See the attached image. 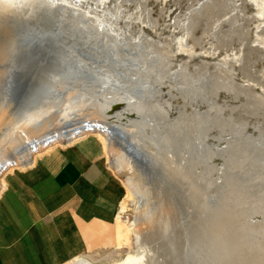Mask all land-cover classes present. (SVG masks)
Here are the masks:
<instances>
[{"label":"rangeland","instance_id":"obj_1","mask_svg":"<svg viewBox=\"0 0 264 264\" xmlns=\"http://www.w3.org/2000/svg\"><path fill=\"white\" fill-rule=\"evenodd\" d=\"M105 8H107V10ZM40 10L41 12H38ZM53 12L55 13V15L53 14ZM20 13L21 14L19 18L21 20L19 18L18 19L21 22L19 21V23L29 24L30 27L33 26L35 28H38V25L43 24V26L49 29L52 32V34L63 36L70 40V41L68 40L69 43L67 42V40H65V43H62L61 45H57V47H55L54 45L48 46L50 52L43 54L40 57H37V59L38 60L40 59V60L38 61L36 59L35 63H33L32 65L27 64V67L29 69L27 68L26 69L27 71L24 73V75H22V81L25 80L23 82L29 84V82L34 80V76L32 75L31 72H33L34 69L38 70L37 68L38 62H40L41 65L43 63L44 67H47L48 65H53L54 59H55V53L53 51H55L57 48H60V50L63 48L64 51H67V49L68 51L72 49L73 54L76 56V59H78L77 63L80 66L70 71H74L75 79L79 81L77 83L81 85L82 87H84L86 92H90V94H107V93L124 92L125 90H130L132 93L139 96L140 99H142V97L143 98L146 97V95H149L150 99H153L155 98L154 97L155 94L157 96H160L161 93L164 92V95L169 96V98L171 99L173 97L176 99V101L178 98L180 99L182 98L181 100H184L178 104V106L180 107L179 112L185 110L184 112L187 114L197 113L199 115L197 116V118H199L200 115L201 117L203 116V119L201 117H200L201 119L199 118L200 120L198 119L199 122L201 123V126H200L201 130L199 128L197 135L194 134L191 130L192 126L190 123V119L186 120L184 124L185 127L183 128L184 135H182L181 138H182V141L186 139L188 140L182 142L184 146H182L183 144L179 146L180 151L176 150L178 156L180 155L179 159L180 158L182 159L180 160V162L182 161L181 163L183 165L182 164L181 165L185 168V171L187 167H189L187 169L188 171H186L187 172L186 174L190 175L191 171L194 174L195 173L197 174V172L199 171L198 177L199 178L201 177V178L199 179L197 177L198 182L196 183V187H195V189L197 188L195 190L197 193L194 192L195 195L198 194L199 196L198 199L195 198L197 195L195 196L193 195V193H190V189L188 185H187L188 188H186V186L184 188L181 186L183 189L181 190V187H180L181 184L176 183L175 181L167 178L166 176H164L165 174L163 172L158 173L157 170H155V168H153L150 164L143 162L142 160L143 144L141 143L142 141H141L140 135L134 136L132 140L129 141L130 144L133 146V149H128L127 144L124 142L119 143L118 146L121 149L122 156L125 159L130 160V162L132 163L134 167L136 166V169L138 170V174H141L142 176L144 185L148 189L151 190L154 201L156 203L163 204V207L165 209V217H166L168 224L170 225V230H171V231L169 230V232L167 233L169 235L168 241L170 244V249L168 251V254H170L171 257H178L183 262V264H201V263L203 264V262L206 263L208 260L211 261V262L208 261L207 262L208 264L209 263L211 264H223V263L245 264V262H247L246 259L248 260V258H249V261H248L249 264H258L259 261L264 258V253H263L264 250L261 251L262 254L261 252L260 253L258 252L259 251L258 249H257L258 250L257 252L253 250L256 246V243L254 244L253 242H257V245H258V242L260 243L262 240L263 241L261 243L264 242V238H262V236L264 235V226H263L264 222L262 223V221L264 220L263 219L264 213H262L264 212V204H263L264 202H262V199L264 198V192H263L264 186H262L263 189L261 187V190H260V186L264 185L263 183L264 182L263 180L264 170L261 169V167L264 168L263 166L264 164L262 163L264 162V127H263L264 117L262 116L264 115V112H263L264 110V106H263L264 105V0H32V3L28 4V6H24ZM66 15L68 17H66ZM75 17L76 19H78V22L77 20L75 21L73 20L75 19ZM36 19L37 21H34ZM65 20H67V22ZM29 21L32 23H30ZM69 21L71 24H69ZM74 22H76L77 24ZM63 23H66V24H63ZM63 25H66V26H63ZM63 33H65V35H63ZM72 36H73V40H72ZM194 39L197 40V44L195 41L193 42ZM193 43L195 44V46ZM64 45L65 47H63ZM187 47L189 49H187ZM185 50H187L185 52L186 54L184 53ZM179 51L180 53H178ZM194 53L195 54L198 53L200 55H197V54L195 55ZM160 55L161 57L165 56L166 58L171 57L172 60H170V58L166 59L165 57L163 58L164 59L163 60L160 57ZM186 55L188 56L185 57ZM194 56L197 59L193 58ZM189 57L192 59H190ZM184 59H187V61ZM198 59L200 61L202 60V62H200ZM22 60L23 59L20 58L17 61V65L20 66L21 64L22 66H25V64H23L24 60L23 61ZM179 61L181 63H179ZM184 61H185V64H184ZM194 62H197V64L199 63L198 67L196 63ZM201 63L204 64V67H202L203 64ZM176 64L178 67L176 66ZM191 64L192 65L194 64L193 67ZM179 65H180V68H179ZM194 66L196 67L197 70L196 69L194 70L195 68ZM182 67H185V68L183 69ZM186 68L188 71H186ZM229 68L230 70L231 69L235 70V71L231 70V72L233 73V76L231 75L232 73L230 72ZM29 70L30 71L32 70V71L28 72ZM175 71L176 73H174ZM179 71L180 72L182 71V72L179 73ZM183 71L186 72V74ZM155 73L158 75H155ZM178 73L179 75H177ZM167 74H169L170 76ZM181 74L184 77H181L182 76ZM192 74L196 76L194 77V75L192 76ZM202 74L203 76H201ZM164 75L165 77H167L165 78L167 81L164 79ZM168 77H170L172 80L169 79ZM193 77L195 79L198 78V80H196L197 82L196 81H193L194 83L192 82V80H194ZM245 77H247L248 79ZM25 78H27V81ZM160 78H162L166 83H164V81ZM174 78H175V81H173ZM215 79L217 80L215 81ZM159 80L160 82L162 80V82L160 83L161 85L159 84L160 89L163 88L162 90H167V91H163V92H161L162 90L160 91L159 85L157 84L159 83ZM170 80L173 81L172 83L177 81L176 87L178 88L180 86V88H178L179 90L176 91L177 88L176 87H175L176 89L174 88L175 83L172 84ZM198 81H199L200 87H199ZM209 81L211 82L209 83ZM228 82L229 83L231 82L232 84L230 83L231 85H228L229 84ZM251 82L255 85H253ZM195 83H197L198 86ZM225 83L227 87L225 86ZM211 84L213 85L211 86ZM168 85L173 86V88L170 87L172 91L169 88L167 89L164 88ZM214 86H218L221 89L218 87L216 88ZM223 86H224V89H223ZM239 86H240V89H242L241 91L239 89ZM182 87L183 88L185 87L186 91ZM194 87L195 88L197 87L196 88L197 90H195ZM215 88L217 91L215 90ZM229 88L230 89L232 88L233 90L232 89L230 90ZM168 89L170 90L169 92H168ZM182 89L184 93L181 91ZM155 90H158V91L155 92ZM225 90L226 92L230 91L231 93L229 92L230 94L229 93L227 94L225 93ZM152 91L155 94H153ZM180 91L181 93H183V97H181ZM237 91L238 92L240 91V92L238 93ZM185 92H189V93L191 92L190 93L191 95ZM234 92L236 93V95ZM239 94L241 96H239ZM177 96H180V97H177ZM211 96H213L212 97L213 99L211 98ZM186 98L190 100L187 101ZM208 98H210L211 102L209 101ZM248 100H250V102H248ZM185 101H187L186 104L188 105L185 104ZM194 101L198 103H195ZM16 102H18L17 98L14 99V103ZM261 103H263V105ZM196 104L198 105L196 106ZM212 104H214L215 106L212 107ZM242 104L244 106L246 105V107H244ZM248 104H250L251 106ZM191 105L192 107H190ZM185 106L186 107L189 106L190 108L188 107L186 111ZM255 106L258 107V109ZM195 107L198 109H196ZM199 107H200V110H199ZM214 107H215V112H213ZM209 108L211 109L209 110ZM242 108L245 109L246 111H244ZM259 108H261V111ZM194 110H196L195 113H194ZM206 110L211 111V113L214 114V117H213V114L208 113L209 111L207 112ZM258 110L263 113L261 114ZM197 111L203 112V113L199 114V112ZM243 111L245 112L244 115L242 114ZM205 112L208 114V117ZM197 114H195V116ZM239 114L241 115V117ZM242 115L244 117H242ZM260 115L261 117H259ZM237 116L241 118L239 119L241 123H238L239 120H237L238 118ZM206 117L209 120H207ZM261 118H263V120ZM204 120H207V121H204ZM213 120H214V124H211L213 123L212 122ZM2 122H5V120L3 119L1 120L0 118V124L3 125ZM204 122L205 124L207 122V126H204L205 125ZM208 124L210 125L211 128H209ZM187 125H190V126H187ZM203 126H204V129H202ZM205 127H208V128H205ZM185 128L187 131L185 130ZM187 128L190 130H188ZM190 133H193V135L191 134L193 137L196 135L194 137L195 140L194 138H192V136H190ZM186 135L189 137H187ZM155 137L159 139V136L156 135V133H155ZM91 139H95L96 141H98L104 148V144L101 140L95 137H91ZM210 139H214V141ZM209 140L211 142H209ZM186 144L188 145L189 150ZM208 144H210L211 146H209ZM181 146L184 148H181ZM193 146H195L194 151L192 149L194 148ZM242 147H246L245 148L246 150H243L244 148ZM241 149L245 151V153L241 151ZM247 150L249 153L247 152ZM184 151L186 152V154H184L185 153ZM189 151H191V154ZM206 151H207V154L205 153ZM237 151L239 152V154H237ZM213 152L216 154V157ZM193 153H195L196 156H194ZM251 153H253L254 155ZM211 154L212 155L214 154L215 159L214 157H212ZM181 155H184V156L181 157ZM186 155H189V156H186ZM192 156L195 157L196 159L198 157L199 160H202V159L203 160L200 161L199 163V160L198 159L196 160ZM239 156H242L243 158L248 157L249 159L248 158L244 159V162L246 161L244 163L243 158ZM209 157L211 158V160L208 159ZM185 158H187L186 159L187 162L189 158V163L192 162V164H194L195 161H198L196 162V164L198 163V165L196 164L192 165L190 163L192 165L191 167L190 165L187 164V162H186L187 165H185V161H186ZM191 158H193L194 160ZM251 158L252 160H254L255 164L253 162H251L252 164L249 162V161H252L250 160ZM258 158L259 160H257ZM231 159L235 161V163L231 162L232 161ZM205 160L208 161V164L207 162L205 163ZM107 161H108V158H107ZM239 162L240 163L242 162V164L240 165L241 169H240V166L237 167L240 164ZM260 162L262 165L259 164ZM246 163H250V166L249 164H246ZM136 164H139L138 167ZM205 164L208 166L209 169L205 168L207 167ZM234 164H236L237 166ZM253 164L254 166L256 165L254 167L255 169L253 168ZM258 164L259 166L261 165V167H258ZM231 165H233V167L235 166L236 168L234 167L232 169ZM243 165L244 166L246 165V168H243L244 167ZM108 166L111 172L122 181L124 190L126 191V195H125L123 202H125L127 205V211L121 216L120 219H117V227L119 225H123L125 227H131L134 221L137 219L138 211L141 206V198L131 188H129V186L126 185L125 175H117L115 171L112 170L109 161H108ZM213 166H215L214 167L215 169L212 168ZM257 167L261 169L259 173H258L259 169L257 170ZM200 168H202V170ZM205 169H208L206 170L207 173L204 172ZM250 169L252 170L251 172H250ZM230 170H232L233 172ZM234 170L235 171L237 170L236 171L237 173ZM247 170L250 173H248ZM255 170L257 173L255 172ZM209 171L210 173L212 171V173L210 174ZM192 172L191 174L193 175ZM200 172L203 173V175ZM245 172H247L249 176ZM253 172L256 175H252ZM204 175L205 176L207 175L208 177L206 176L205 178ZM257 176L259 177L257 178ZM209 177H211L213 180L211 178L209 179ZM234 177H236L235 181H234ZM243 177H246V178H243ZM202 178L203 180L201 181ZM242 178L244 179V181L242 180ZM256 178L258 180H256ZM259 178H261V180ZM207 179H209L208 180L209 184L208 182H206ZM254 179L257 185L254 184ZM240 180H242L243 183L242 181L240 182ZM238 181H239V184L241 185L246 186L248 184L246 186L247 188L243 186V189L245 188L248 190H245V189L243 190L241 188L242 186L238 184ZM200 182H203L204 185L203 183L201 184ZM258 183H259V187H258ZM228 184L231 186H228ZM193 185H194V182H193ZM178 186L180 187V189L178 188ZM199 186H202L200 190L198 188ZM235 186L236 188H234ZM237 186L239 190L241 189L240 191H238ZM248 186H250L252 190L249 189ZM253 187H255L256 190H259V192H257L255 188L253 189ZM184 190H185V193L187 194L183 193ZM203 190L205 193L204 196H202ZM227 190H228V193L226 192ZM231 191L234 196L230 193V196L228 197L229 192ZM250 191L251 192L253 191L252 192L253 195L251 194ZM199 192L200 193L202 192L201 193L202 195ZM246 192L247 193L250 192L251 194L250 197L253 196L252 198H254L255 196V198L252 200V198L247 197V195L249 194H245ZM254 192L256 194H254ZM235 193L238 196L240 194L241 195L239 197H236L237 195H235ZM242 194H244L243 196H246L247 198L246 197L244 198ZM261 194H263L262 195L263 197L261 196ZM188 195H191V196H188ZM205 196L209 200L206 199ZM260 196L262 197L261 200L259 199ZM190 197L192 198L190 199ZM201 197L202 199L204 197V199H206V202L208 204H206V202L205 203L203 202L202 204L199 201ZM225 197L227 199L230 197L232 199H234V197L236 198L233 202H232V199L227 200L228 202L227 203L226 199L224 200ZM242 198L244 202L247 201L246 202L247 205L246 204L244 205ZM223 201L224 203L226 202L225 203L226 206L224 205ZM238 201H242V203L241 202L237 203ZM255 201H257V203H255ZM229 202L230 203L232 202V204H230ZM248 202L249 203L253 202L252 204L255 203V205H252V204L248 205ZM199 203L202 205H199ZM234 203L236 204V206L233 205ZM205 204L208 207H206ZM256 204L259 206L262 204V206L259 207ZM237 205L241 209L237 208ZM199 206H201L202 208L201 210H199L200 209ZM246 206L248 207L250 206V207L245 208ZM258 207L261 209V211H259L261 212V215L257 211L259 209ZM228 208H229V212H227ZM196 209L198 210L195 211ZM235 209L238 210L236 211L237 213H239V210H240V213L241 211H245V212L248 211V214H250V217L251 216L253 217L250 218L248 214L245 215L246 213L244 212L243 214L242 212V214L240 213L238 214V216L241 215L239 217L240 219L242 218V220L239 219L238 221L239 217L236 216L237 213H234ZM250 209H253L251 210L253 213H251ZM120 210H121V207H120ZM231 210L233 212H231ZM219 212H220V216L218 215ZM195 213H198V214L196 215ZM222 213H223V216H222ZM225 214L226 216L227 215L228 216L226 217ZM229 214H231V216H229ZM257 214H259V217ZM213 215H215L216 217L214 218ZM242 215L244 216L245 219H243ZM210 216L211 217L213 216L212 217L213 220L211 219ZM224 216L226 217V220L227 218L228 220L230 219L229 220L230 222L228 220L227 222L225 218H223ZM209 217H210V220H209ZM217 217L220 218L221 220L218 219ZM233 217H236V218L238 217V218L236 220V218H233ZM231 218H233V220H231ZM191 219H193L195 223L193 222V220L191 221ZM247 219H249V222L248 223L246 222V227H245L244 225H245V221H248ZM195 220H198L200 222L203 221L202 222L203 224L200 222L198 224L196 223L197 221ZM215 220L216 222H214ZM219 221L221 224L219 223ZM191 222H193L194 224H192ZM206 222L208 223L206 224ZM259 222H260V225H258ZM190 223L192 224V226ZM217 224L218 226L220 225L222 228H220V226L219 227L216 226ZM223 224L224 226H222ZM232 224H234L235 229L234 227H232L233 226ZM236 224H238V226ZM242 224L244 225L242 226ZM193 225L195 226L200 225V226L193 228ZM209 225L211 228H213L210 230L212 233L214 232V234H212L210 230L208 229L210 228L208 227ZM247 225H251V227L253 226L252 228L255 230V233L257 232L258 234L256 233L255 235L254 232H250L252 231V229L250 226H247ZM256 225L258 226V228H260L261 231L256 227ZM225 226H227L225 228L226 230L223 229ZM190 227H192V229ZM200 227L202 229H200ZM206 228H207V231H206ZM218 228L220 229L217 231ZM238 228L240 229V231H238L239 230ZM188 229L190 230V232ZM242 229H244L245 231ZM204 230L207 233H205ZM191 231H194L196 234H194ZM200 231L202 232L200 233ZM223 231H225L224 233L227 232L228 235L226 236L225 234H223ZM242 231H243V235L241 234ZM244 232L246 233L249 232V233L246 234ZM190 235H192L194 238L197 236L195 238V241H196L195 244H193L194 239ZM220 235L222 239L220 238ZM241 235L242 237H240ZM257 235H261V236L259 237ZM243 236H244V239H242ZM247 236L250 238L248 239ZM251 236L255 240H253ZM256 236H257V239H256ZM234 237L236 238L238 242L235 241ZM217 238L222 240L225 243H222V241L220 242V240H218ZM190 239H191V242L189 241ZM247 240H250V242ZM198 241L199 242L201 241L200 242L201 245L199 244L200 248L198 247L199 248L198 251L201 250L199 251V254H198L200 257L196 254L195 249H194ZM206 241H207V246H209L208 248L206 245H204ZM239 241H242V242H239ZM217 242L219 243L217 244ZM233 242L236 245L240 243L238 246L239 248L243 246L244 251H242L243 248L242 249L237 248L238 246L234 245ZM229 243H232L233 245ZM247 244H248V247H246ZM230 245L233 246L232 249L229 248ZM249 245L252 248H249ZM253 245H254V248H253ZM222 246L224 250L222 249ZM205 247L207 248V251L205 250L206 249ZM138 248L139 247L137 245V241L135 237L131 236L120 249H117V247L115 246L112 248H108L106 251H101L100 253L87 255V257L93 259L98 264H112L113 262L123 260L128 254H136L138 252ZM218 249L220 250L219 252H222V251L224 252V254L223 252L220 253V255H222L221 257L220 255L217 257ZM211 250L213 251L210 252ZM229 250L236 251L235 253L234 251L232 252L237 256H235L233 253H230ZM190 252L192 253V255L189 254ZM203 252L206 254H203ZM238 253L241 256L238 255ZM245 253L246 254L250 253V254L246 256ZM202 255H204L203 256L204 260L201 257ZM231 255L233 256L232 259H231ZM243 255L244 257L246 256L245 259L243 258ZM258 255L260 256L261 259L258 257ZM192 257H195L196 259L194 260V258ZM219 257L222 260H220ZM257 257L259 259H257ZM205 259L207 260L205 261ZM238 259L242 262H240ZM255 259H257L258 261H256ZM250 260L251 262L253 260V262L251 263ZM218 261L220 263H217ZM263 262L264 260H262L259 264H264Z\"/></svg>","mask_w":264,"mask_h":264},{"label":"bare ground","instance_id":"obj_2","mask_svg":"<svg viewBox=\"0 0 264 264\" xmlns=\"http://www.w3.org/2000/svg\"><path fill=\"white\" fill-rule=\"evenodd\" d=\"M32 3V0H0V118L1 120H5V122H2V124H0V196L3 192V189L6 185V176L12 172H14L17 168H21V167H24L25 165H28L29 163H31L32 160L34 159H37V158H40L42 157L43 155H45L46 153L50 152L51 150L55 149V148H58V147H64V146H69V145H75L76 143H80V141L82 140H85V139H89L91 137H95V138H98L99 140H101L104 144V152H105V155L107 156L108 158V161L111 165V168L113 171H115V173L117 175H125L126 176V180H125V183L127 186H129V188H131L136 194L139 195V197L141 198V206L139 208V211H138V216H137V219L134 221V223L132 224L131 227H125L123 225H119L117 227V249H120L124 243L131 237V236H134L136 241H137V245H138V252L136 254H128L123 260H120V261H116V262H113L112 264H183V262L178 258V257H171L170 254H168V251L170 249V244H169V241H168V232L170 230V225L168 224L167 220H166V217H165V209L163 207V204L162 203H156L153 199V194L151 192L150 189H148L144 183H143V180H142V176L141 174H138V170L136 169V166L134 167L132 165V163L130 162V160L128 159H125L122 154H121V149L120 147L118 146L119 143H126L127 144V148L128 149H133V146L130 144L129 141L132 140V138L136 135H140L141 136V143L143 144V148H142V160L143 162H146L147 164H150L153 168H155V170H157L158 173L160 172H163L167 178L175 181L176 183H179L181 184L180 187L182 186L183 188L187 185L189 186V189H190V193H193L196 192L195 190V187H196V183L198 182L197 179L199 178L198 177V172L197 174L193 173L191 170V172L193 173V175L191 174L190 172V175L186 174L188 171L187 169L189 167H187L186 171H185V168L182 166L183 164L180 162V160H182L181 158L179 159V156L177 154V151H180V145L183 144L182 142L184 141H187L188 139L186 140H183L182 141V135L183 134V128L185 127V122L186 120H189L190 119V123H191V130L194 134L197 135V132L200 128L201 130V123L199 122V120L202 118L203 119V116L201 117L200 115V119L197 118V116H199L196 112V110H194V113L197 114L195 116V114L193 113H190V114H187L183 111L179 112V109L180 107L178 106L179 103H181L182 101L184 100H181L180 98L176 99L172 97V100L171 98H169V96H165L164 95V92L163 91H167V90H162L160 89V83L162 82V79L161 82L159 80V83H157L159 85V89L161 92V95L160 96H157L153 91V94L155 98L153 99H150L149 95H146V97H142V99L139 98V96L135 95L134 93H132L130 90H125L124 92H115V93H107V94H90V92H86L84 87H82L81 85H79L77 82H79L78 80L75 79V74H74V71H70V70H74V68L80 66L78 65V59H76V56L73 54V51L72 49H70L68 51H64L63 48L60 50V48H57L55 51H53L55 53V59H54V63L53 65H48L47 67H44L43 66V63L42 65L40 64V62H38V70L34 69L33 72H31L30 70L28 72H31L32 75L34 76V80H32L31 82H29V84L23 82L25 80L22 81V75H24V73L27 71L26 69L28 68L27 67V64H33L35 63V60L37 59V57H40L41 55L43 54H46L49 51V47L50 45H54L55 47H57V45H61L62 43H65V40H67L68 42V38L66 37H63V36H59V35H56V34H52V32L47 29L45 26L42 25H38V28H35V27H30L29 24H23V23H19V21L21 20L19 18L20 16V12L22 10V8L24 6H28V4H31ZM105 3V2H104ZM103 4V3H102ZM101 4V5H102ZM43 8V7H42ZM39 9V8H38ZM107 10V8H105ZM26 12V11H25ZM28 12V11H27ZM38 12H41L38 11ZM44 13V12H43ZM23 14V13H22ZM25 14V13H24ZM53 14L55 15V13L53 12ZM50 16V15H49ZM138 16V15H137ZM32 17V16H31ZM29 17V18H31ZM63 17V16H62ZM66 17H68L66 15ZM20 20H19V19ZM59 18V17H58ZM27 19V18H26ZM34 19V18H33ZM56 19V17H55ZM65 19V18H64ZM69 19V18H68ZM50 20V19H49ZM70 20V19H69ZM74 21L77 20L78 22V19H73ZM31 21V19H30ZM29 21V22H30ZM34 21H37L34 20ZM33 21V22H34ZM64 21V20H62ZM67 22V20H65ZM21 22V21H20ZM58 22V21H57ZM61 22V21H60ZM140 22V21H139ZM28 23V22H27ZM32 23V22H30ZM40 23V22H39ZM50 23V22H49ZM55 23V22H54ZM76 23V22H74ZM63 24H66V23H63ZM69 24L70 21H69ZM68 24V25H69ZM77 24V23H76ZM36 25V23H35ZM34 25V26H35ZM60 25V24H59ZM67 25V26H68ZM63 26H66V25H63ZM62 26V27H63ZM77 26V25H76ZM75 26V28H76ZM56 27V26H55ZM58 27V26H57ZM54 28V27H53ZM65 28V27H64ZM66 29V28H65ZM68 29V28H67ZM71 29V28H70ZM69 29V30H70ZM64 31V30H63ZM68 31V30H67ZM74 31V30H73ZM72 31V32H73ZM55 32V31H54ZM66 32V31H65ZM67 33V32H66ZM74 33V32H73ZM61 35V34H60ZM63 35H65V33H63ZM71 35V33H70ZM76 35V34H74ZM68 37V35H67ZM70 37V36H69ZM72 40H73V36H72ZM166 40V39H165ZM70 41V40H69ZM164 41V40H163ZM196 42L197 44V40H193V42ZM66 42V43H67ZM166 42V41H165ZM69 43V42H68ZM161 43V42H160ZM171 43V42H169ZM155 44V43H154ZM153 44V45H154ZM194 44V43H193ZM157 45V44H156ZM160 45V44H159ZM163 45V44H162ZM176 45V44H175ZM188 45V44H187ZM158 46V45H157ZM164 46V45H163ZM172 46V45H171ZM195 46V44H194ZM65 47V45L63 46ZM156 47V46H154ZM162 47V46H161ZM196 48V47H194ZM198 48V47H197ZM154 49V48H153ZM159 49V48H158ZM164 49V48H163ZM187 49H189L187 47ZM191 49V48H190ZM193 49V48H192ZM196 50V49H195ZM154 51V50H153ZM187 50L184 51V53L186 52ZM193 51V50H192ZM197 51V50H196ZM170 53V52H169ZM180 53V51L178 52ZM183 53V54H184ZM186 54V53H185ZM190 54V53H189ZM195 54V53H194ZM197 55H200L198 53H196ZM195 54V55H196ZM165 55V54H164ZM75 56V58H74ZM158 56V54H157ZM188 55H186L185 57H187ZM44 57V56H43ZM161 57V55H160ZM165 57V56H164ZM164 57H161L162 59ZM192 57V56H190ZM189 57V58H190ZM22 58L24 60V63L25 66H22L20 64L17 65V61ZM160 58V59H161ZM166 58V57H165ZM168 59L171 57H167ZM166 58V59H167ZM182 58V57H181ZM180 58V59H181ZM195 59H197L195 56L193 57ZM44 59V58H42ZM174 59V58H173ZM178 59V58H177ZM192 59V58H190ZM189 59V60H190ZM22 60V61H23ZM38 60V59H37ZM40 60V59H39ZM38 60V61H39ZM164 60V59H163ZM187 61V59H184ZM188 60V61H189ZM199 60V59H198ZM197 60V61H198ZM21 61V60H20ZM42 61V60H41ZM175 61V60H174ZM200 61V60H199ZM206 61V60H205ZM166 62V61H165ZM190 62V61H189ZM202 62V60L200 61ZM20 63V62H19ZM37 63V62H36ZM168 63V62H167ZM172 63V62H171ZM174 63V62H173ZM179 63H181L179 61ZM188 63V62H186ZM191 63V62H190ZM196 63L197 67L199 65V63L197 64V62H194ZM166 64V63H165ZM164 64V66H165ZM170 64V62H169ZM175 64V63H174ZM184 64H185V61H184ZM203 64V63H201ZM163 65V64H162ZM192 65V64H191ZM190 65V66H191ZM194 65V64H193ZM192 65V67H193ZM29 66V65H28ZM42 66V67H41ZM163 66V67H164ZM173 66V65H172ZM177 66V64H176ZM30 67V66H29ZM33 67V66H31ZM178 67V66H177ZM176 67V69H177ZM195 67V66H194ZM204 67V64L203 66ZM207 67V66H206ZM231 67V66H230ZM35 68V67H34ZM179 68H180V65H179ZM183 69L185 67H182ZM188 68V67H187ZM186 68V71H188ZM208 68V67H207ZM29 69V68H28ZM170 69V68H169ZM172 69V68H171ZM175 69V67H174ZM173 69V70H174ZM196 69V67L194 68V70ZM228 69V68H227ZM192 70V69H191ZM197 70V69H196ZM230 70V68H229ZM233 71H235L234 69H231ZM230 70V72H231ZM185 71V70H184ZM183 71V72H184ZM155 72V71H154ZM173 72V71H172ZM182 72V71H181ZM179 71V73H181ZM192 72V71H191ZM198 72V71H196ZM227 72V71H226ZM77 73V72H75ZM160 73V72H159ZM176 73V71L174 72ZM179 73L177 75H179ZM186 74V72H184ZM183 73V75H184ZM189 73V72H187ZM207 73V72H206ZM232 73V72H231ZM230 73V74H231ZM235 73V72H234ZM28 74V73H27ZM74 74V75H73ZM161 74V73H160ZM163 74V73H162ZM195 74V73H194ZM192 74V76L194 75ZM199 74V73H198ZM208 74V73H207ZM155 75H158L155 73ZM154 75V77H155ZM169 75V74H167ZM182 75V74H181ZM181 76V77H184V76ZM227 75V74H226ZM233 76V73L231 74ZM27 76V75H26ZM170 76V75H169ZM172 76V75H171ZM191 76V75H190ZM189 76V77H190ZM196 75H194L195 77ZM203 76V74L201 75ZM159 77V76H157ZM193 77L194 80L193 81H196L198 80L195 79ZM213 77V76H212ZM216 77V76H215ZM167 78L165 77L164 75V79ZM169 79H171L170 77H168ZM173 78V77H172ZM230 78V77H229ZM247 78V77H245ZM26 81H27V78H25ZM29 79V78H28ZM32 79V78H31ZM30 79V80H31ZM156 79V78H155ZM158 79V78H157ZM183 79V78H182ZM213 79V78H212ZM248 79V78H247ZM166 80V79H165ZM172 80V79H171ZM170 80V81H171ZM177 80V79H176ZM185 80V78H184ZM202 80V79H201ZM217 79H215L216 81ZM250 80V78H249ZM164 81V80H163ZM167 81V80H166ZM169 81V82H170ZM173 81H175V78L173 79ZM171 81V83L173 82ZM214 81V80H213ZM168 82V83H169ZM183 82V80H182ZM191 82V83H192ZM197 82V81H196ZM211 81H209L210 83ZM219 82V81H218ZM164 83H166L164 81ZM175 83V86L174 88L176 87V82ZM172 83V84H174ZM194 83V82H193ZM217 83V82H216ZM229 83V82H228ZM227 83V84H228ZM231 83V82H230ZM228 84V85H231V84ZM252 83V82H251ZM179 84V83H178ZM177 84V85H178ZM197 84V83H195ZM198 84H199V81H198ZM197 84V86H198ZM215 84V83H214ZM219 84V83H218ZM222 84V83H221ZM253 84V83H252ZM166 85V84H165ZM194 85V84H193ZM213 84H211L212 86ZM249 85V84H247ZM251 85V84H250ZM255 85V84H253ZM179 86V85H178ZM196 86V85H195ZM210 86V87H211ZM222 86V85H221ZM225 86H226V83H225ZM164 87V86H162ZM173 86L171 85H168L164 88H169L171 91L172 89L170 88ZM199 87H200V84H199ZM198 87V88H199ZM202 87V86H201ZM214 87H218V86H214ZM227 87V86H226ZM233 87V86H232ZM236 87V86H235ZM177 88V87H176ZM175 88V89H176ZM180 88V86L178 87ZM176 89L179 90V89ZM183 88V87H182ZM197 88V87H196ZM195 87L194 89L197 90ZM203 88V87H202ZM201 88V89H202ZM215 88V90H216ZM220 88V87H218ZM157 89V88H156ZM158 89V90H159ZM168 89V92L170 91ZM174 89V90H175ZM185 91V87L183 88ZM183 89L181 90L183 93ZM192 89V88H191ZM214 89V88H213ZM221 89V88H220ZM223 89H224V86H223ZM222 89V90H223ZM230 89V88H229ZM232 89V88H231ZM230 89V90H231ZM238 89V87H237ZM236 89V90H237ZM239 89H240V86H239ZM252 89V88H251ZM258 89V88H257ZM158 90H155L158 91ZM193 90V89H192ZM233 90V89H232ZM242 89H240L241 91ZM253 90V89H252ZM180 91V93H181ZM203 91V90H201ZM217 91V90H216ZM228 91V90H227ZM239 91V92H240ZM244 91V90H243ZM254 91V90H253ZM175 92V91H174ZM173 92V93H174ZM230 91L226 92L225 90V93H229ZM238 92V91H237ZM238 92V93H239ZM261 92V91H260ZM167 93V92H166ZM165 93V94H166ZM171 93V92H170ZM169 93V94H170ZM172 93V94H173ZM179 93V95H180ZM183 93H181V97H183ZM185 93H189V92H185ZM191 93V92H190ZM189 93V95H191ZM231 93V92H230ZM229 93V94H230ZM235 93V92H234ZM243 93V92H242ZM254 93V92H253ZM256 93V92H255ZM158 94V93H157ZM175 94V93H174ZM173 94V95H174ZM178 94V93H177ZM244 94V93H243ZM247 94V93H246ZM261 94V93H260ZM167 95V94H166ZM188 95V94H187ZM236 95V93H235ZM234 95V96H235ZM250 95V94H249ZM252 95V94H251ZM148 96V97H147ZM171 96V95H170ZM186 96V95H185ZM239 96H241L239 94ZM237 96V97H239ZM260 96V95H259ZM166 97V99H165ZM177 97H180V96H177ZM192 97V96H191ZM194 97V96H193ZM213 96H211L212 98ZM236 97V98H237ZM244 97V96H242ZM263 97V96H262ZM17 98L18 102L14 103V99ZM148 98V99H147ZM195 98V97H194ZM252 98V97H251ZM256 98V97H255ZM180 99V100H179ZM184 99V98H183ZM187 99V98H186ZM209 101H210V98H208ZM213 99V98H212ZM243 99V98H242ZM190 100V99H187V101ZM185 101V104L186 102ZM245 101V100H244ZM195 102V101H194ZM211 102V101H210ZM248 102H250V100H248ZM254 102V101H253ZM259 102V101H258ZM263 102V100H262ZM184 103V102H183ZM189 103V102H188ZM195 103H198V102H195ZM194 103V104H195ZM247 103V102H246ZM193 104V105H194ZM254 104V103H253ZM252 104V105H253ZM263 105V103H261ZM183 105V104H182ZM188 105V104H186ZM198 104H196L197 106ZM210 105V104H209ZM243 105V104H242ZM250 105V104H248ZM207 106V105H206ZM204 106V107H206ZM215 106L214 104H212V107ZM244 106V105H243ZM251 106V105H250ZM249 106V107H250ZM264 106V105H263ZM262 106V107H263ZM189 107V106H188ZM188 107L185 106V109L187 111ZM192 107V105L190 106ZM189 107V108H190ZM211 107V108H212ZM246 107V105L244 106ZM256 107V106H255ZM261 107V106H260ZM196 108V107H195ZM209 108V110L211 109ZM241 108V107H240ZM258 109V107H256ZM178 113H177V111ZM182 109V108H181ZM198 109V108H196ZM243 109V108H242ZM260 111H261V108H259ZM191 110V109H190ZM199 110H200V107H199ZM209 110H206L207 112ZM213 110V109H212ZM244 111H246L245 109H243ZM263 110V109H262ZM189 111V110H188ZM193 111V110H192ZM203 111V110H202ZM243 111V115L245 114V112ZM259 111V110H258ZM259 111V112H260ZM191 112V111H190ZM199 112V111H197ZM215 112V107H214V111ZM264 112V110H263ZM263 112H260L261 114ZM177 113V115H176ZM189 113V112H188ZM200 113H203V112H199ZM206 113V112H205ZM208 113L210 114H213L211 113V111H209ZM207 114V113H206ZM205 115V114H203ZM240 115V114H239ZM242 115V117H244ZM264 117V115H262ZM205 117V116H204ZM207 117H208V114H207ZM206 117V119H207ZM213 117H214V114H213ZM238 117V116H237ZM241 117V115H240ZM240 117L237 118V120L241 119ZM261 117V115L259 116ZM199 119V120H198ZM244 119V118H243ZM263 120V118H261ZM209 120V119H207ZM207 120H204V121H207ZM260 120V119H259ZM211 121V120H210ZM243 121V120H242ZM213 123L211 124H214V120L212 121ZM264 122V121H263ZM262 122V123H263ZM209 123V121H208ZM238 123H241V121L239 120ZM205 124V122H204ZM202 124V125H204ZM187 126H190V125H187ZM204 126H207V122ZM204 126L202 129H204ZM209 128L210 125L208 124ZM212 126V125H211ZM213 127V126H212ZM264 127V126H263ZM205 128H208V127H205ZM188 129V128H187ZM186 130V128H185ZM184 130V131H185ZM190 130V129H188ZM213 130V129H212ZM211 130V131H212ZM187 131V130H186ZM190 132V131H188ZM155 133L156 135L159 136V139L155 137ZM193 133H190V136L193 135ZM192 134V135H191ZM199 134V133H198ZM195 135V136H196ZM187 136V135H186ZM194 136V137H195ZM189 137V136H187ZM192 136V138H194ZM185 138V136H184ZM214 138V137H212ZM192 140V139H191ZM195 140V138H194ZM193 140V141H194ZM212 141H214V139H210ZM209 140V142H211ZM195 143V142H194ZM213 143V142H212ZM192 144V143H191ZM187 145V144H186ZM185 145V146H186ZM209 146H211L210 144H208ZM213 145V144H212ZM184 146V144L182 145ZM181 148H184L182 147ZM191 146V145H190ZM196 146V145H195ZM195 146H193L194 148L193 151L195 150ZM188 147V145H187ZM192 147V146H191ZM213 148V147H211ZM210 148V149H211ZM240 148V147H239ZM244 148L243 150H246L245 148L246 147H242ZM248 148V147H247ZM179 149V150H178ZM186 149V148H185ZM209 149V150H210ZM177 150V151H176ZM184 150V149H183ZM188 150H189V147H188ZM187 150V151H188ZM208 150V151H209ZM241 149V151H243ZM183 152V151H182ZM185 152V151H184ZM190 154H191V151H189ZM245 153V151H243ZM248 152V150H247ZM207 154V151L205 152ZM211 153V152H210ZM214 153V152H213ZM249 153V152H248ZM182 154V153H180ZM186 154V152L184 153ZM194 156L195 153H193ZM192 154V155H193ZM204 154V155H206ZM209 154V152H208ZM215 154V153H214ZM214 154L212 155V157H214ZM236 154V153H235ZM237 154H239V152L237 151ZM243 154V153H242ZM253 154V153H251ZM245 155V154H244ZM247 155V154H246ZM254 155V154H253ZM184 156V155H181V157ZM186 156H189V155H186ZM209 156V155H208ZM233 156V155H232ZM250 156V155H249ZM252 156V155H251ZM193 157V156H192ZM215 157H216V154H215ZM214 157V159H215ZM234 157V156H233ZM239 157H242V156H239ZM256 157V156H254ZM195 158V157H193ZM191 158V159H193ZM203 158V157H202ZM243 158V157H242ZM248 158V157H246ZM245 157L243 158V162H244V159H246ZM187 158H185L186 160ZM196 159V158H195ZM198 159V157H197ZM196 159V160H197ZM208 159L211 160V158L209 157ZM213 159V158H212ZM237 159V158H236ZM235 159V160H236ZM249 159V158H248ZM184 160V161H185ZM194 160V159H193ZM191 160V161H193ZM199 160V159H198ZM203 160V159H202ZM202 160H199V163L200 161ZM232 160V159H231ZM238 160V159H237ZM242 160V159H241ZM252 160V158L250 159ZM259 160V158L257 159ZM213 161V160H212ZM240 161V159H239ZM256 161V160H255ZM261 161V160H260ZM263 161V159H262ZM261 161V162H262ZM187 160L185 161V165H190L192 167V165L196 164V162L198 161H195L194 164H192V162L189 163V158H188V162L186 164ZM207 162L208 164V161L205 160V163ZM210 162V161H209ZM214 162V161H213ZM231 162H234L235 161H231ZM246 162V161H245ZM244 162V163H245ZM250 163L253 162L254 163V160L252 161H249ZM261 162L259 164H261ZM230 163V162H229ZM240 163V162H239ZM243 163V164H244ZM250 163H246V164H249L250 166ZM264 164V162H262ZM182 164V165H181ZM202 164V163H201ZM231 164V163H230ZM229 164V165H230ZM242 164V162L237 166L239 167L240 165ZM252 164V163H251ZM255 164V163H254ZM253 164V168L256 166H254ZM257 164V163H256ZM258 164V167H261V165L259 166ZM137 167L139 164H136ZM198 165V163L196 164ZM200 165V164H199ZM206 165V164H205ZM215 165V164H214ZM202 166V165H201ZM199 166V167H201ZM207 166V165H206ZM232 166V169L235 167ZM230 166V167H231ZM244 166V165H243ZM242 166V167H243ZM264 166V165H263ZM186 167V166H185ZM215 166H213L212 168H214ZM257 167V170L259 169ZM205 168H208L205 167ZM211 168V167H210ZM236 168V167H235ZM243 168H246V165L243 167ZM202 170V168H200ZM209 169V168H208ZM208 169H205V173L206 170ZM215 169V168H214ZM231 169V168H229ZM238 169V168H237ZM240 169H241V166H240ZM255 169V168H254ZM261 169L264 170V168L261 167ZM261 169L258 170V173L259 171H261ZM195 170V169H194ZM198 170V169H196ZM204 170V169H203ZM239 170V169H238ZM246 170V169H244ZM232 171V170H230ZM235 171V170H234ZM237 171V170H236ZM235 171V172H236ZM243 171V170H241ZM252 170L250 169V172ZM196 172V171H194ZM215 172V170H214ZM233 172V171H232ZM230 172V173H232ZM248 172V170H247ZM245 172V173H247ZM248 172V173H250ZM256 172V170H255ZM263 172V171H262ZM162 173V174H163ZM201 173V172H200ZM210 173V171H209ZM212 173V171H211ZM210 173V174H211ZM237 173V172H236ZM247 173V175L249 176V174ZM257 173V172H256ZM203 175V173H201ZM200 174V175H201ZM209 174V176H210ZM199 175V176H200ZM208 175V174H207ZM206 175V176H207ZM234 175V174H233ZM232 175V176H233ZM237 175V174H236ZM252 175H256L254 174V172L252 173ZM262 175V174H261ZM206 176L204 175V177L206 178ZM212 176V175H211ZM214 176V174H213ZM212 176V177H213ZM230 176V175H228ZM264 176V175H263ZM198 177V178H197ZM208 177V176H207ZM237 177V176H236ZM234 177V181H235V178ZM247 177V176H246ZM246 177H243V178H246ZM254 177V176H253ZM259 176H257L258 178ZM201 178V177H200ZM199 178V179H200ZM211 177H209L210 179ZM229 178V177H228ZM227 178V179H228ZM242 178V180L244 181V179ZM256 178V180H258ZM206 182H208V180ZM212 179V178H211ZM231 179V178H230ZM239 179V178H238ZM249 179V178H248ZM247 179V180H248ZM261 180V178H259ZM165 180V179H164ZM193 180V181H191ZM203 180V178L201 179V181ZM206 180V179H205ZM204 180V181H205ZM213 180V179H212ZM237 180V179H236ZM240 180V182L242 181ZM246 180V179H245ZM251 180V179H250ZM263 180H264V177H263ZM200 181V180H199ZM231 181V180H230ZM229 181V183H230ZM242 181V183H243ZM192 182V183H191ZM193 182H194V185H193ZM212 182V181H211ZM228 182V181H227ZM232 182V181H231ZM262 182V181H261ZM174 183V182H173ZM201 184L203 182H200ZM237 183V182H235ZM247 183V182H246ZM249 183V182H248ZM253 183V181H252ZM251 183V184H252ZM260 183V182H259ZM259 183H258V187H259ZM264 183V182H263ZM209 184V182H208ZM232 184V183H231ZM238 184H239V181H238ZM245 184V183H244ZM254 184L255 183V179H254ZM174 185V184H173ZM176 185V184H175ZM199 185V184H198ZM204 185V183H203ZM202 185V186H203ZM207 185V184H206ZM241 185V184H239ZM238 185V186H239ZM248 185V184H247ZM246 185V186H247ZM250 185V184H249ZM257 185V184H256ZM202 186H199V190L202 188ZM228 186H231L228 184ZM233 186V185H232ZM238 186H237V189H238ZM242 186V187H241ZM240 187L243 189V186L245 185H241ZM245 186V187H246ZM264 186V185H261L260 186V190H261V187ZM180 187L178 186V188L180 189ZM181 187V190H183ZM249 189L252 190V188H250V186H248ZM252 187V186H251ZM257 187V188H258ZM172 188V187H171ZM174 188V187H173ZM230 188V187H229ZM236 188V186L234 187ZM247 188V187H246ZM255 187H253L254 189ZM176 189V188H175ZM178 189V191H179ZM245 189V188H244ZM243 189V190H244ZM259 189V188H258ZM263 189V187H262ZM230 190V189H229ZM236 190V189H235ZM241 190V189H240ZM238 189V191H240ZM245 190H248V189H245ZM256 190V188H255ZM187 191V190H186ZM202 191V190H201ZM237 191V192H238ZM257 192H259V190H256ZM181 192V191H180ZM228 193V190L226 191ZM236 192V191H235ZM251 192V191H250ZM250 192H246L245 194H249L247 195V197L249 198H252L253 196L250 197ZM261 192V191H260ZM264 192V190H263ZM262 192V193H263ZM185 193V190L184 192ZM197 193V192H196ZM200 193V192H199ZM202 193V192H201ZM200 193V194H201ZM226 193V194H227ZM230 193L232 194V191L229 192V195L228 197L230 196ZM240 193V192H239ZM238 193V194H239ZM242 193V192H241ZM187 194V193H185ZM203 194V195H202ZM201 195L204 196V190H203V193ZM225 194V196H226ZM254 194H256L254 192ZM181 195V193H180ZM197 195V196H196ZM195 198L198 199V194H196ZM200 195V196H201ZM233 195V194H232ZM231 195V196H232ZM235 195H237L235 193ZM241 195V194H240ZM239 195V196H240ZM244 194H242L243 196ZM253 195V194H252ZM263 194H261L262 196ZM184 196V195H182ZM188 196H191V195H188ZM234 196V195H233ZM238 195L236 197H239ZM258 196V194H257ZM260 196V200L261 197ZM208 197V195H207ZM232 199L231 197L230 198H224V200L226 199V202L227 200H231L232 199V202L235 200V198ZM244 198L246 196H243ZM246 197V198H247ZM192 197H190L191 199ZM206 198V196H205ZM255 198V196H254ZM252 198V200L254 199ZM258 198V197H256ZM196 199V201H197ZM202 199V197H201ZM199 200L202 204L203 202L205 203L206 202V199H203L202 200ZM193 200V199H192ZM209 200V199H208ZM237 200V199H236ZM243 200V198H242ZM246 200V199H245ZM251 200V199H250ZM251 200V201H252ZM256 200V199H255ZM209 202V201H208ZM225 202V203H226ZM232 202L230 204H232ZM242 201H238L237 203H239ZM244 202V200H243ZM247 202V201H246ZM246 202H244V205L246 204ZM250 202V201H249ZM248 202V205L252 204V203H249ZM262 202H264V198L262 199ZM224 203V201H223ZM224 203V205H225ZM228 203V202H227ZM240 203V204H241ZM255 203H257V201H255ZM252 204V205H255ZM261 203V202H260ZM196 204V203H195ZM199 203V205H202ZM206 204H208L206 202ZM205 204V205H206ZM264 204V203H263ZM233 205L236 206V204L234 203ZM243 205V206H244ZM247 205V204H246ZM257 205V204H256ZM197 206V205H196ZM226 206V205H225ZM224 206V207H225ZM228 206V205H227ZM242 206V205H241ZM240 206V207H241ZM259 206V205H257ZM262 204L259 206L261 207ZM201 210V206H199ZM206 207H208L206 205ZM230 207V206H229ZM250 207V206H249ZM248 206H246L245 208H249ZM258 207V208H259ZM237 208L238 205H237ZM252 208V206H251ZM256 208V207H255ZM253 208V209H255ZM208 209V208H207ZM210 209V207H209ZM232 209V207H231ZM241 209V208H239ZM243 209V208H242ZM253 209H250L253 210ZM260 209V208H259ZM257 210L258 213L261 215V209L260 210ZM263 209V208H262ZM198 209H196L195 211H197ZM215 210V209H214ZM213 210V211H214ZM221 210V209H220ZM244 210V209H243ZM248 210V209H247ZM246 210V211H247ZM127 211V205L125 202H122V206H121V210L118 214V219L121 218V216ZM194 211V212H195ZM218 211V209H217ZM236 211H238L237 209L234 210V213H237ZM249 211V212H250ZM256 211V212H257ZM216 212V211H215ZM222 212V211H220ZM220 212H219V216H220ZM226 212V211H225ZM229 212V208H228V211ZM226 212V213H227ZM231 212H233L231 210ZM244 214L245 211H241L240 213V210H239V213L240 214ZM218 213V212H217ZM236 216H238V214ZM247 215L248 214V211L245 212ZM251 213H253L251 211ZM264 213V212H262ZM196 215L198 213H195ZM215 214V213H214ZM259 214L258 217H259ZM217 215V214H216ZM249 217H250V214H248ZM252 215V214H251ZM264 215V214H263ZM214 218L216 217L215 215H213ZM212 216V217H213ZM222 216H223V213H222ZM221 216V217H222ZM226 216V214H225ZM223 217L225 218L226 220V217ZM229 216H231V214H229ZM241 216V215H239ZM238 216V217H239ZM194 217V216H193ZM199 217V216H197ZM211 217V216H210ZM210 217H209V220H210ZM211 217V219L213 220V218ZM237 217V218H238ZM243 219L244 216L242 215ZM248 217V216H247ZM253 216H251L250 218H252ZM263 217V216H262ZM218 218V217H217ZM216 218V219H217ZM233 218H236V217H233ZM233 218H231V220H233ZM236 218V220H237ZM199 219V218H198ZM220 219V218H218ZM217 219V220H218ZM240 217L238 218V221H239ZM264 219V217H263ZM193 219H191L192 221ZM200 220V219H199ZM207 220V221H209ZM221 220V219H220ZM223 220V219H222ZM228 220V218H227ZM226 220V221H227ZM230 220V219H229ZM228 220V221H229ZM235 220V221H236ZM242 220V218L240 219ZM248 221H245V225L242 224V226L244 225L246 227V222L248 223L249 222V219H247ZM197 221L196 223L199 224L200 221L198 220H195ZM206 221V220H205ZM204 221V222H205ZM224 221V220H223ZM227 221V222H228ZM194 222V220H193ZM193 222H191L192 224H194ZM203 222V221H202ZM200 222V223H202ZM216 222V220L214 221ZM222 222V221H221ZM230 222V221H229ZM244 222V220H243ZM264 222V220L262 221V223ZM190 223V224H191ZM208 222H206L207 224ZM218 223V222H217ZM220 223V221H219ZM223 223V222H222ZM237 223V222H236ZM239 223V222H238ZM191 224V226H192ZM203 224V223H202ZM205 224V225H206ZM213 224V223H212ZM221 224V223H220ZM228 224V223H227ZM226 224V225H227ZM256 224V223H255ZM258 224V223H257ZM264 224V223H263ZM262 224V225H263ZM211 225V223H210ZM210 225L208 227H210ZM215 225V223H214ZM234 227V224H232ZM238 226V224H236ZM252 225V224H251ZM251 225H247V226H250ZM260 225V222L259 224ZM189 226V224H188ZM198 226V225H197ZM195 225H193V228L194 227H197ZM200 226V225H199ZM198 226V227H199ZM202 226V225H201ZM218 226V224L216 225ZM215 226V227H216ZM220 226V225H219ZM218 226V227H219ZM224 226V224L222 225ZM228 226V225H227ZM227 226H225L223 229H225ZM241 226V225H239ZM264 226V225H263ZM214 227V228H215ZM230 227V226H229ZM231 227V228H232ZM253 227V226H252ZM252 229V231L250 232H254L255 233V230ZM255 227V225H254ZM256 227L258 228V226L256 225ZM192 229V227H190ZM189 228V229H190ZM204 228V227H203ZM220 228H222L220 226ZM218 228L217 231L220 229ZM237 228V227H236ZM241 228V227H239ZM238 228V229H239ZM243 228V227H242ZM188 229V230H189ZM196 229V228H195ZM200 229H202L200 227ZM209 230L210 229H213V228H208ZM235 229V227H234ZM233 229V230H234ZM237 229V230H238ZM250 229V228H249ZM256 229V228H255ZM260 230V228H258ZM208 230V231H209ZM226 230V229H225ZM244 230V229H242ZM171 231V230H170ZM206 231H207V228H206ZM216 231V229H215ZM232 231V229H231ZM240 231V229L238 230ZM236 231V232H238ZM245 231V230H244ZM258 231V230H256ZM261 231V230H260ZM259 231V232H260ZM190 232V230H189ZM193 232L194 234H196L194 231H191ZM197 232V231H196ZM202 231H200L201 233ZM205 232V230H204ZM211 232V230H210ZM222 232V231H221ZM225 231H223V234H225L226 236L228 235L227 232L224 233ZM188 233V232H187ZM191 233V234H193ZM207 233V232H205ZM204 233V234H205ZM212 233V232H211ZM210 233V234H211ZM218 233V232H217ZM241 233V232H240ZM239 233V235H240ZM246 233V232H244ZM249 233V232H247ZM246 233V234H247ZM252 233V234H254ZM257 233V232H256ZM255 233V235H256ZM261 233V232H260ZM259 233V234H260ZM190 234V233H189ZM188 234V235H189ZM214 234V232L212 233ZM216 234V233H215ZM220 234V232H219ZM234 234V233H232ZM243 235V231L241 233ZM258 234V233H257ZM262 234V233H261ZM222 235V234H221ZM221 235H220V238H221ZM236 235V234H235ZM242 235L240 237H242ZM254 235V236H255ZM192 236V235H190ZM211 236V235H210ZM233 236V235H232ZM245 236V235H244ZM244 236L242 239H244ZM250 236V235H249ZM257 236H261V235H257ZM257 236H256V239H257ZM264 236V235H263ZM262 236V238H264ZM189 237V236H188ZM193 237V236H192ZM191 237V238H192ZM197 237V236H196ZM195 237V238H196ZM200 237V236H199ZM223 237V236H222ZM230 237V236H228ZM236 237V236H235ZM234 237V238H235ZM238 237V235H237ZM246 237V236H245ZM248 237V236H247ZM195 238L193 237L194 239V243L195 244ZM202 238V236H201ZM205 238V237H204ZM212 238V237H211ZM250 237H248L249 239ZM252 238V236H251ZM213 239V238H212ZM218 239V238H217ZM222 239V238H221ZM228 239V238H227ZM231 239V238H230ZM240 239V238H239ZM238 239V240H239ZM247 239V238H246ZM245 239V240H246ZM253 239V238H252ZM251 239V240H252ZM260 239V238H259ZM216 240V239H215ZM214 240V241H215ZM220 240V239H218ZM244 240V241H245ZM255 240V239H253ZM191 242V239L189 240ZM212 241V240H211ZM222 240H220L221 242ZM227 241V240H226ZM230 241V240H229ZM235 241L238 242L235 238ZM243 241V240H242ZM242 241H239V242H242ZM250 242V240H247ZM263 241V240H262ZM261 241V242H262ZM201 242V241H200ZM199 241L197 242V244L195 245V252L196 254L198 255L199 254V250L198 249L200 248L199 246L201 245ZM209 242V241H208ZM232 242V241H231ZM253 242V241H252ZM260 242V243H261ZM204 243V242H203ZM215 243V242H214ZM219 242H217L218 244ZM222 243H225L222 241ZM221 243V244H222ZM254 244L256 243V246L254 248V245H253V250L255 252H258L260 253L261 251L264 250V242L263 243H259L258 242V245H257V242H253ZM252 243V244H253ZM192 244V243H191ZM200 244V245H199ZM231 245L233 244L232 243H229ZM240 244V243H239ZM238 244V245H239ZM243 244V243H242ZM246 244V243H245ZM189 245V244H188ZM203 245V244H202ZM204 245L207 246V241L204 243ZM210 245V243H209ZM225 245V244H224ZM228 245V244H227ZM229 246V248L232 249L233 246ZM236 245V244H234ZM236 245V246H238ZM191 246V245H190ZM189 246V247H190ZM221 246V245H220ZM192 247V246H191ZM199 247V248H198ZM202 247V246H201ZM209 246H207L208 248ZM213 247V246H211ZM217 247V245H216ZM215 247V248H216ZM227 247V246H226ZM225 247V248H226ZM246 247H248V244L246 245ZM206 248V247H205ZM207 248L205 249L207 251ZM228 248V247H227ZM239 248V246L237 247ZM241 249L243 248L240 247ZM239 248V249H240ZM249 248H252L250 247L249 245ZM247 248V249H249ZM261 248V249H259ZM217 249V248H216ZM222 249H223V246H222ZM238 249V250H239ZM258 249V250H257ZM189 250V249H188ZM215 250V249H214ZM221 250V248H220ZM219 249L217 250L218 251V255L217 257L220 255V253L222 252H219L220 251ZM224 250V249H223ZM251 250V249H249ZM190 251V250H189ZM194 251V250H192ZM213 250H211L210 252H212ZM230 251V250H229ZM228 251V252H229ZM234 251V250H232ZM232 251H230V253H233ZM240 251V250H239ZM242 251H244V248L242 249ZM236 251H234L235 253ZM209 253V252H207ZM217 253V252H216ZM233 253V254H234ZM264 253V252H263ZM189 254L192 255V253L190 252ZM202 254V253H201ZM203 254H206L203 252ZM224 254V252H223ZM232 254V255H233ZM246 254V253H245ZM250 254V253H247L246 256ZM262 254V252H261ZM212 255V254H211ZM230 255V254H229ZM231 255V259H232V256ZM235 255V254H234ZM238 255H240L238 253ZM196 256V255H194ZM199 256V255H198ZM204 255H202V259L204 258L203 257ZM214 256V255H213ZM222 255H220L221 257ZM226 256V255H225ZM237 256V255H235ZM241 256V255H240ZM246 256L244 257L243 255V258L245 259ZM200 257V256H199ZM216 257V256H215ZM219 257V259H220ZM249 257V256H248ZM258 257L260 258V256L258 255ZM257 257V259H259ZM194 258V260L196 259L195 257H192ZM207 258V257H205ZM213 258V257H212ZM239 258V257H237ZM251 258V256H250ZM256 258V257H254ZM198 259V258H197ZM201 259V260H202ZM211 259V258H210ZM257 259H255L256 261H258ZM261 259V258H260ZM204 260V259H203ZM202 260V261H203ZM207 259H205L206 261ZM218 260V259H217ZM222 260V259H220ZM219 260V261H220ZM239 260V259H238ZM264 260V258L262 259ZM260 260L259 263L262 261ZM209 261V260H208ZM207 261V262H208ZM213 261V259H212ZM217 262V263H220V262ZM227 261V260H226ZM240 261V260H239ZM246 261L248 262L249 261V258L248 260L246 259ZM198 262V261H197ZM206 262V263H207ZM211 262V261H209ZM224 262V261H223ZM242 262V261H240ZM247 262H245V264H247ZM251 262V260H250ZM253 262V260H252ZM251 262V263H252ZM196 263V262H195ZM201 263V262H199ZM203 262V264H206ZM222 263V262H221ZM231 263V262H230ZM234 263V261H233ZM257 263V262H255ZM258 263V264H259ZM264 263V262H263ZM70 264H98L96 261H94L93 259L89 258V257H84V258H78L76 259L75 261L71 262ZM202 264V263H201ZM208 264V263H207ZM211 264V263H209ZM223 264H227V263H223ZM238 264V263H237ZM240 264V263H239ZM249 264V262H248Z\"/></svg>","mask_w":264,"mask_h":264},{"label":"crops","instance_id":"obj_3","mask_svg":"<svg viewBox=\"0 0 264 264\" xmlns=\"http://www.w3.org/2000/svg\"><path fill=\"white\" fill-rule=\"evenodd\" d=\"M125 195L95 139L17 168L0 196V264H70L117 247Z\"/></svg>","mask_w":264,"mask_h":264}]
</instances>
